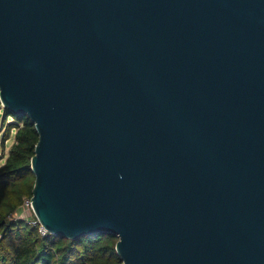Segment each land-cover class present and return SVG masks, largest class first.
Masks as SVG:
<instances>
[{"label": "water", "instance_id": "95a60500", "mask_svg": "<svg viewBox=\"0 0 264 264\" xmlns=\"http://www.w3.org/2000/svg\"><path fill=\"white\" fill-rule=\"evenodd\" d=\"M2 108L39 134L48 234L264 264V0H0Z\"/></svg>", "mask_w": 264, "mask_h": 264}, {"label": "trees", "instance_id": "16d2710c", "mask_svg": "<svg viewBox=\"0 0 264 264\" xmlns=\"http://www.w3.org/2000/svg\"><path fill=\"white\" fill-rule=\"evenodd\" d=\"M1 110L4 122L13 120L6 123L4 143L12 132L15 135L0 167V264H123L116 251V235L97 233L70 240L42 235L39 223L10 219L26 199H32L35 175L31 161L39 134L27 116Z\"/></svg>", "mask_w": 264, "mask_h": 264}, {"label": "rangeland", "instance_id": "374dc122", "mask_svg": "<svg viewBox=\"0 0 264 264\" xmlns=\"http://www.w3.org/2000/svg\"><path fill=\"white\" fill-rule=\"evenodd\" d=\"M12 121L13 120L10 119V120L4 122L3 113L0 112V167L4 164L5 159H3V158L7 156L10 147L14 143V135H15L14 132H12L11 137L8 141H6L5 143L3 141V137L5 135V130L7 128L6 123H11ZM14 217L16 219H23V220H27V221H34L36 219L32 210L23 209V208L20 209L17 213V216H14Z\"/></svg>", "mask_w": 264, "mask_h": 264}, {"label": "built area", "instance_id": "2783aa9c", "mask_svg": "<svg viewBox=\"0 0 264 264\" xmlns=\"http://www.w3.org/2000/svg\"><path fill=\"white\" fill-rule=\"evenodd\" d=\"M30 209V210H32L33 211V208H32V201L30 200V199H26L25 201H24V204H23V206L21 207V209ZM14 216H17V213L16 214H14V215H12L11 217H10V219H14V220H16V218L14 217ZM37 219V218H36ZM30 223H32V224H37V223H39V221L37 220V222L36 221H30ZM40 224V223H39ZM40 233L42 234V235H46L48 232L41 226V224H40Z\"/></svg>", "mask_w": 264, "mask_h": 264}]
</instances>
